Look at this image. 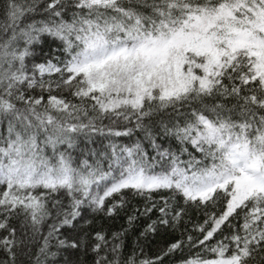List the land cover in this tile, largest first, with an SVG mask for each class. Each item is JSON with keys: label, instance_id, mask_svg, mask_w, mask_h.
Here are the masks:
<instances>
[{"label": "snow or ice", "instance_id": "1", "mask_svg": "<svg viewBox=\"0 0 264 264\" xmlns=\"http://www.w3.org/2000/svg\"><path fill=\"white\" fill-rule=\"evenodd\" d=\"M0 264H264V0H0Z\"/></svg>", "mask_w": 264, "mask_h": 264}]
</instances>
